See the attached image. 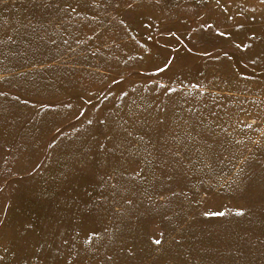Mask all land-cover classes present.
<instances>
[{
	"label": "rangeland",
	"instance_id": "1",
	"mask_svg": "<svg viewBox=\"0 0 264 264\" xmlns=\"http://www.w3.org/2000/svg\"><path fill=\"white\" fill-rule=\"evenodd\" d=\"M0 264H264V0H0Z\"/></svg>",
	"mask_w": 264,
	"mask_h": 264
},
{
	"label": "trees",
	"instance_id": "2",
	"mask_svg": "<svg viewBox=\"0 0 264 264\" xmlns=\"http://www.w3.org/2000/svg\"><path fill=\"white\" fill-rule=\"evenodd\" d=\"M9 168H12V167H9ZM12 169H14V168H12Z\"/></svg>",
	"mask_w": 264,
	"mask_h": 264
}]
</instances>
